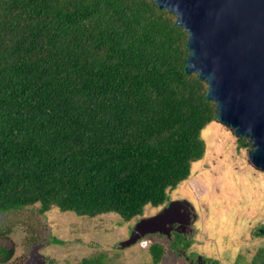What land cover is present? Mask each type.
I'll list each match as a JSON object with an SVG mask.
<instances>
[{
	"label": "trees",
	"instance_id": "1",
	"mask_svg": "<svg viewBox=\"0 0 264 264\" xmlns=\"http://www.w3.org/2000/svg\"><path fill=\"white\" fill-rule=\"evenodd\" d=\"M184 56L185 33L152 0H0V214L36 205L126 223L164 204L215 114ZM169 234L172 251L191 243ZM147 252L158 264L165 246ZM11 255L0 246V264ZM263 260L264 247L248 264Z\"/></svg>",
	"mask_w": 264,
	"mask_h": 264
},
{
	"label": "rangeland",
	"instance_id": "2",
	"mask_svg": "<svg viewBox=\"0 0 264 264\" xmlns=\"http://www.w3.org/2000/svg\"><path fill=\"white\" fill-rule=\"evenodd\" d=\"M200 137L204 154L188 177L159 208L145 205L129 222L114 213L88 218L51 208L40 214L36 205L0 214V246L12 250L3 264H77L98 253L107 264H150L151 242L165 246L158 264H212L201 256L248 264L264 247V236L253 235L264 227V171L254 170L218 122L208 123ZM172 231L191 241L187 249L168 248ZM190 252L198 257L188 258Z\"/></svg>",
	"mask_w": 264,
	"mask_h": 264
},
{
	"label": "water",
	"instance_id": "3",
	"mask_svg": "<svg viewBox=\"0 0 264 264\" xmlns=\"http://www.w3.org/2000/svg\"><path fill=\"white\" fill-rule=\"evenodd\" d=\"M152 1L185 33L183 71L206 85L214 121L264 171V0Z\"/></svg>",
	"mask_w": 264,
	"mask_h": 264
},
{
	"label": "crops",
	"instance_id": "4",
	"mask_svg": "<svg viewBox=\"0 0 264 264\" xmlns=\"http://www.w3.org/2000/svg\"><path fill=\"white\" fill-rule=\"evenodd\" d=\"M160 206H161V205H160ZM160 206H158V208H159ZM142 210H143V209H142ZM141 214H142V213H141ZM140 216H141V215H140ZM140 216H139V217H140ZM139 217H138V218H139ZM135 219H136V218H135ZM144 219H145V218H144ZM145 226L148 227L149 225H145ZM146 227H145V230H144L145 232L148 231Z\"/></svg>",
	"mask_w": 264,
	"mask_h": 264
},
{
	"label": "built area",
	"instance_id": "5",
	"mask_svg": "<svg viewBox=\"0 0 264 264\" xmlns=\"http://www.w3.org/2000/svg\"><path fill=\"white\" fill-rule=\"evenodd\" d=\"M142 243H143V244H145V242H144V241H143Z\"/></svg>",
	"mask_w": 264,
	"mask_h": 264
}]
</instances>
